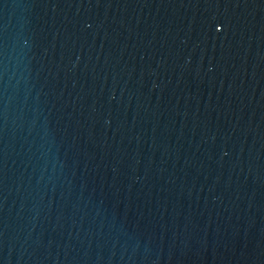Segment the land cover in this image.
I'll return each mask as SVG.
<instances>
[{
  "label": "water",
  "instance_id": "obj_1",
  "mask_svg": "<svg viewBox=\"0 0 264 264\" xmlns=\"http://www.w3.org/2000/svg\"><path fill=\"white\" fill-rule=\"evenodd\" d=\"M0 264H264V0H0Z\"/></svg>",
  "mask_w": 264,
  "mask_h": 264
}]
</instances>
